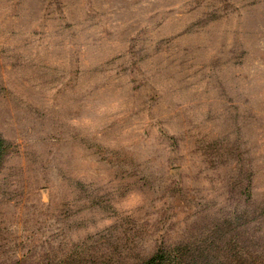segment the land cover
I'll list each match as a JSON object with an SVG mask.
<instances>
[{"label": "rangeland", "instance_id": "1", "mask_svg": "<svg viewBox=\"0 0 264 264\" xmlns=\"http://www.w3.org/2000/svg\"><path fill=\"white\" fill-rule=\"evenodd\" d=\"M0 137V264H264V0H0Z\"/></svg>", "mask_w": 264, "mask_h": 264}, {"label": "trees", "instance_id": "2", "mask_svg": "<svg viewBox=\"0 0 264 264\" xmlns=\"http://www.w3.org/2000/svg\"><path fill=\"white\" fill-rule=\"evenodd\" d=\"M5 149H4V142L0 137V170L3 165V159L5 157ZM195 258V257H194ZM216 259H210L209 256H199L196 257V261H193V264H213L215 263ZM218 264H242V260L238 259V262H235V259L231 260H217ZM177 260L169 255L166 251L161 250L156 252L153 256L149 257L145 261L140 264H175ZM256 264V263H252Z\"/></svg>", "mask_w": 264, "mask_h": 264}]
</instances>
